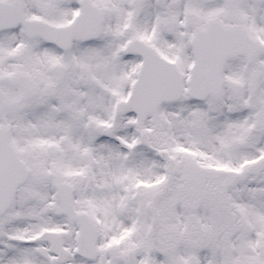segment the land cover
Listing matches in <instances>:
<instances>
[{
    "label": "snow or ice",
    "instance_id": "snow-or-ice-1",
    "mask_svg": "<svg viewBox=\"0 0 264 264\" xmlns=\"http://www.w3.org/2000/svg\"><path fill=\"white\" fill-rule=\"evenodd\" d=\"M0 264H264V0H0Z\"/></svg>",
    "mask_w": 264,
    "mask_h": 264
}]
</instances>
